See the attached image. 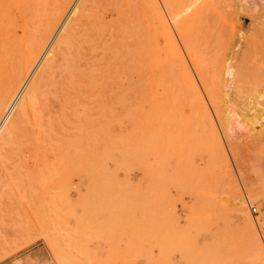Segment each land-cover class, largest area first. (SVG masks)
I'll use <instances>...</instances> for the list:
<instances>
[{
    "label": "rangeland",
    "instance_id": "obj_1",
    "mask_svg": "<svg viewBox=\"0 0 264 264\" xmlns=\"http://www.w3.org/2000/svg\"><path fill=\"white\" fill-rule=\"evenodd\" d=\"M146 1L0 0V264H264V0ZM175 45L231 58L220 113Z\"/></svg>",
    "mask_w": 264,
    "mask_h": 264
},
{
    "label": "bare ground",
    "instance_id": "obj_2",
    "mask_svg": "<svg viewBox=\"0 0 264 264\" xmlns=\"http://www.w3.org/2000/svg\"><path fill=\"white\" fill-rule=\"evenodd\" d=\"M84 1L87 2V0ZM146 2L152 3L154 4L153 5L154 7H157L156 6L158 3L157 0H147ZM215 2H216L215 0H190L188 1V3H186V4L190 3V6L185 7L184 5L182 6V9L183 11H185L187 9H190V7H192L193 5L194 8L192 10V14H193L192 18L194 19L197 29L200 31L203 30V28H205L207 24L208 25L210 24V19H211L210 14L212 15L216 9ZM189 21L190 19L186 22L182 21L180 24H184L187 26L189 25ZM183 36H184L185 45L190 46L192 38L191 35L188 34L187 30L185 31ZM197 39L199 45L202 47L203 50L202 40L199 35ZM173 56H174L173 58L175 62L174 65L176 68L177 78H179V80H181L187 88L193 91V93L196 94L200 93L201 92L200 87H202V89L206 91V93L209 95L210 102L216 113L217 112L220 113L219 109L221 108V106L219 101V97H220L219 93L221 92V87L223 88V91L225 89V86L222 85L223 79H227L228 81H230L231 77H234V80H236V70L234 63L230 61L231 58L227 59L226 64L225 65L222 64L220 68L217 60L211 58L210 54L209 55L207 54L206 56L202 55L199 52L192 54V58L194 60L193 61L194 68L198 78L197 80L193 76L189 65L187 64L185 58L183 57V54L176 45L173 46ZM8 89L9 90H6V92L8 91L7 93H2L5 95L1 97L2 99H0L1 102L0 134H4L7 130H9L10 127H12L13 123L16 122L18 116H20L19 114L22 111L25 101L24 98L22 97L23 92L20 91L17 93V91L13 90V88H12L13 91H10L11 90L10 88ZM262 91H264V89ZM262 91L257 94L259 99L263 98L264 96ZM208 117H209V113H208ZM247 219H248L247 222L252 223V218L250 216H247ZM255 241H257V239Z\"/></svg>",
    "mask_w": 264,
    "mask_h": 264
},
{
    "label": "built area",
    "instance_id": "obj_3",
    "mask_svg": "<svg viewBox=\"0 0 264 264\" xmlns=\"http://www.w3.org/2000/svg\"><path fill=\"white\" fill-rule=\"evenodd\" d=\"M251 211H252V213H258L259 212L258 206L257 205H252L251 206Z\"/></svg>",
    "mask_w": 264,
    "mask_h": 264
}]
</instances>
